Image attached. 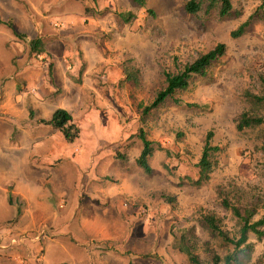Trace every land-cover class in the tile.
<instances>
[{"label":"rangeland","instance_id":"374dc122","mask_svg":"<svg viewBox=\"0 0 264 264\" xmlns=\"http://www.w3.org/2000/svg\"><path fill=\"white\" fill-rule=\"evenodd\" d=\"M64 1L0 0L12 25L0 24V190L41 187L29 213L0 191V264H192L185 248L213 264L232 253L206 218L238 238L225 200L255 212L252 222L264 217V125L237 130L243 113L264 118L250 97L264 96V0H229L224 17L208 0L195 15L187 0ZM219 44L225 54L204 76L145 115L166 73ZM58 107L80 128L73 144L41 123ZM140 130L153 146L149 172L137 164ZM209 133L218 151L199 182ZM249 243L246 264H264V236Z\"/></svg>","mask_w":264,"mask_h":264},{"label":"trees","instance_id":"16d2710c","mask_svg":"<svg viewBox=\"0 0 264 264\" xmlns=\"http://www.w3.org/2000/svg\"><path fill=\"white\" fill-rule=\"evenodd\" d=\"M137 5L144 6L146 0H133ZM208 9H212L217 3H221V15L224 17L231 11L232 7L229 0H208ZM186 11L190 14H197L201 10V4L196 0H187L185 5ZM264 8V4L262 5ZM125 21L130 20V15L124 16ZM0 24H6L8 27H12L11 23H4L0 20ZM250 25L249 21L244 23L232 36L240 37L244 34L245 29ZM32 52L40 55L44 53L43 42L40 38H36L30 42ZM225 54V45L219 44L214 50L201 56L195 62L187 64L183 71L179 74L172 75L166 73V87L158 93L154 102L145 108V115L150 111L157 109L164 104L167 99L172 97L177 91H185L190 85V80L193 76H204L208 68ZM264 85V80H263ZM250 97L260 104H264V96L251 95ZM43 124L50 125L53 129L61 132L64 139L69 143H74L81 135L80 128L74 122L72 115L65 109H57L50 121H41ZM264 125V118L258 116H251L248 113H243L237 123V130L243 132L246 129L255 128ZM212 134L209 133L207 137L206 146L203 149L201 160L199 163L200 177L199 182L209 179L210 173L213 171V163L211 156L214 152L218 151V148L210 146ZM139 139L143 144V148L140 157L137 160V164L144 168L147 172L151 171L149 166V159L153 154L152 142L148 140L146 133L140 130ZM224 206L227 209H231L233 214L239 219L241 229L240 236L238 238H230L229 235L223 231L218 225L217 221L213 217L206 218V223L209 229L222 240L233 246V252L221 258L216 256L213 259V264H246L250 260L252 255V246L249 243L250 235H255L259 239L264 236V231L261 230L264 227V217L258 221L252 222V217L255 212L251 210H245L244 213L238 207L231 206L227 200L224 201ZM186 253L192 264H204L201 263L197 256H194L189 248L181 250Z\"/></svg>","mask_w":264,"mask_h":264},{"label":"crops","instance_id":"0c3cea01","mask_svg":"<svg viewBox=\"0 0 264 264\" xmlns=\"http://www.w3.org/2000/svg\"><path fill=\"white\" fill-rule=\"evenodd\" d=\"M68 1H70L72 3V0H65L64 1L65 4H68ZM73 1L75 3H77L76 0H73ZM68 13L70 14V11ZM58 109H60V107H58ZM50 119H47V121H50ZM49 127H51V126L49 125ZM71 144H73V143H71ZM101 157H105V154H103ZM46 158H48V156ZM43 163H46V160H44ZM41 166H43V165H41ZM96 182L99 183V181H96ZM30 183H31V181H30ZM93 183H92V186H93ZM28 184H29V181H27L26 183L16 184V185L15 184L12 185V184L6 183V185L2 186V189L0 191H2L4 193V195L11 193L13 195V197H12L13 200H15V197H18L19 196L20 199L26 204L25 212H28L29 213V211L31 210V206H32V203H31L32 202V199H34V198H32V195H33L32 193L38 192L39 190H41V187L39 185V182H35V185H34L35 187L34 186H30ZM95 185H96V183H95ZM99 185L102 186V184H99ZM12 186H15V188L13 190H10V188H12ZM97 187H98V185H97ZM90 189H93V188H90ZM99 189L101 190V188H99ZM101 191H102L103 194H105V191L104 190H101ZM62 219H63V217H60L57 220L62 221ZM13 240H14V238H11V241H13ZM2 247H4V246H2Z\"/></svg>","mask_w":264,"mask_h":264}]
</instances>
